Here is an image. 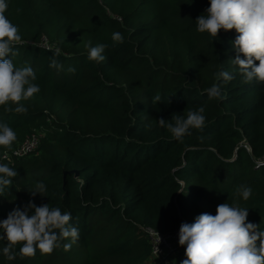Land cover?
<instances>
[{"label":"trees","instance_id":"obj_1","mask_svg":"<svg viewBox=\"0 0 264 264\" xmlns=\"http://www.w3.org/2000/svg\"><path fill=\"white\" fill-rule=\"evenodd\" d=\"M7 2L22 36L10 58L32 67L40 91L22 101L26 114L0 106V122L17 134L11 149L0 147V159L31 135L40 144L2 162L18 176L0 193V220L29 201L50 204L71 213L79 239L34 256H21L16 245L11 261L0 241V264H147L148 230L172 233L225 202L248 209L247 221L264 230V166L255 167L264 157V83H244L231 62L235 30L216 39L197 31L209 0ZM89 44L106 46L104 61L88 59ZM221 70L234 78L218 79ZM213 84L226 99L208 98ZM200 106L205 127L182 142L158 124ZM37 182L45 196L31 195ZM239 186L252 189L248 200ZM182 250L172 264L186 259Z\"/></svg>","mask_w":264,"mask_h":264},{"label":"clouds","instance_id":"obj_2","mask_svg":"<svg viewBox=\"0 0 264 264\" xmlns=\"http://www.w3.org/2000/svg\"><path fill=\"white\" fill-rule=\"evenodd\" d=\"M8 7L7 0H0V106H4L6 112L26 114L28 109L22 101L32 98L40 88L34 83L36 75L32 67H17L10 58L18 54L16 48L22 42V36L5 14ZM195 22L198 32L208 33L214 39L218 38L221 30H235L238 35L233 48L237 55L231 62L237 66L244 83L253 80L264 83V0H209L206 14L198 16ZM113 39L122 40V36L114 33ZM105 47L103 44H89L88 59L104 61ZM56 53L59 54V49ZM51 66L60 67L55 60ZM216 75L226 82L234 78L225 70ZM206 93L210 100L226 99L219 84L207 88ZM159 100L160 97L156 96L152 103ZM204 112L205 108L200 106L196 110H188L186 118L173 115L174 123L161 118L158 124L182 142L185 136L191 135V130L203 131ZM16 139L13 128L6 122H0V147L11 149ZM17 176L16 169L0 163V193ZM46 190L43 182H37L35 190L30 193L33 197L37 193L45 196ZM236 191L244 200L252 195L248 186H239ZM248 215V209L225 202L217 206L215 215L205 212L196 216L193 223H182L178 234L179 245L185 247L186 259L182 264H264V230L248 222ZM71 220L70 212H62L50 204L37 206L29 201L23 210L14 208L7 218L0 220V241H6L3 255L10 261L15 259L16 245H20L21 256H34L37 250L51 254L67 238L74 243L79 239V229L70 223ZM71 246V243L64 244V249L70 250Z\"/></svg>","mask_w":264,"mask_h":264},{"label":"built area","instance_id":"obj_3","mask_svg":"<svg viewBox=\"0 0 264 264\" xmlns=\"http://www.w3.org/2000/svg\"><path fill=\"white\" fill-rule=\"evenodd\" d=\"M40 46L47 48L46 43H43ZM39 144V137L36 135H31L21 142L16 148L4 152L1 156L0 163L3 161L12 162L13 160L23 158L36 151L39 147ZM245 148L249 151L248 147ZM5 156H7V159H5ZM260 166H264V157L255 163V167ZM148 233L152 244V258L157 257V254L161 255L162 249L165 247L168 248L167 250L173 249L175 251L177 249L183 248V246H180L178 243L179 229L165 235L157 234L151 230H148Z\"/></svg>","mask_w":264,"mask_h":264},{"label":"rangeland","instance_id":"obj_4","mask_svg":"<svg viewBox=\"0 0 264 264\" xmlns=\"http://www.w3.org/2000/svg\"><path fill=\"white\" fill-rule=\"evenodd\" d=\"M165 247L162 249V254H157V257L151 259L147 264H172L171 259H176L181 253H183L182 249L175 250H167Z\"/></svg>","mask_w":264,"mask_h":264}]
</instances>
